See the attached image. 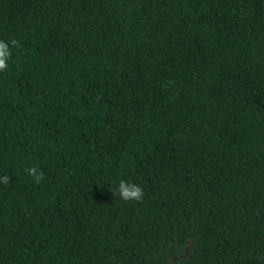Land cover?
Segmentation results:
<instances>
[{"label": "trees", "instance_id": "16d2710c", "mask_svg": "<svg viewBox=\"0 0 264 264\" xmlns=\"http://www.w3.org/2000/svg\"><path fill=\"white\" fill-rule=\"evenodd\" d=\"M0 41V264H264V0H0Z\"/></svg>", "mask_w": 264, "mask_h": 264}, {"label": "clouds", "instance_id": "9594fccd", "mask_svg": "<svg viewBox=\"0 0 264 264\" xmlns=\"http://www.w3.org/2000/svg\"><path fill=\"white\" fill-rule=\"evenodd\" d=\"M12 43L14 44L15 41H12ZM9 55V44L4 41H0V71L7 68L6 61ZM27 171L30 176H35L37 181H39L40 177L43 175L42 173H37V170L35 168L28 169ZM3 180L4 182H6L7 177L3 178ZM117 191L119 195L125 200L131 199L138 201L143 198V190L140 185L135 182L125 181L121 179L118 184Z\"/></svg>", "mask_w": 264, "mask_h": 264}]
</instances>
